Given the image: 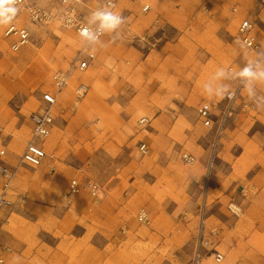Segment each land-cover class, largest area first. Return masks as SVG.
I'll use <instances>...</instances> for the list:
<instances>
[{
  "label": "rangeland",
  "instance_id": "obj_1",
  "mask_svg": "<svg viewBox=\"0 0 264 264\" xmlns=\"http://www.w3.org/2000/svg\"><path fill=\"white\" fill-rule=\"evenodd\" d=\"M37 1L45 7L52 4V0ZM253 2L169 0L162 2L165 12L145 22L143 17L149 13L142 12L141 0H123L116 11L126 22L118 35L111 34L102 40L105 51L102 57L99 54L97 69L88 72L95 75L94 80L91 83L86 79L80 81L90 87L88 92L78 98L76 90L80 83L74 81L68 90L65 89L71 99L66 103L60 100L59 107L55 108L59 130L48 142L50 149L60 146L59 153L64 154L62 160L66 165L55 178V184L63 183L64 186L51 193L56 198L51 205L60 212H118V218L130 230L123 237L130 240L123 242L119 249V245L108 247L111 253L118 249L117 256L109 258L110 262L191 263L192 250L189 249L193 245L189 242V234L198 225L206 182L203 169L206 156L202 157V152L209 146L208 130L197 111L203 104L224 108L234 99L224 145L215 163L214 176L225 180V184L220 181L215 191H209L208 216L212 215L209 225L219 231L220 248L226 256L222 264H264V196L257 195L258 191L245 178V171L253 162L264 165V109H257L247 93H241L238 86L230 82L229 71L223 83L231 86L236 97L227 94L222 98L208 97L203 91V85L218 68H233L235 74L244 66L240 59L245 54H239L230 45V35L235 33L240 22L234 8ZM207 9L213 15L207 14ZM90 13L88 11V15ZM58 23L50 28L34 26L32 43L19 52H13L11 39L4 37L8 23L0 25V94L3 96L0 100L5 107L0 120L13 121L1 134L0 149H5L2 144L9 145L10 134L14 133L15 140L4 158H11L13 165L19 162L24 149L20 140L29 136L26 123L29 111L41 107L43 93L55 90L54 76L70 68L79 50L67 43L66 38L74 37L73 33ZM200 32L207 33L225 48L227 59L209 56L197 43ZM10 55L13 62L8 60ZM257 91L264 95V83L258 84ZM197 97L204 99L196 100ZM186 103L195 115L191 120L195 122L193 125L185 120V116L189 119ZM247 104L256 109L245 113ZM143 119L147 122L142 123ZM22 126V131H17ZM141 141L151 148L148 155L140 151ZM242 150L246 151L243 158L233 163L234 155L239 156ZM258 153L259 159L254 160L253 156ZM186 154L194 155L197 163L186 165L183 162ZM90 159L93 166L85 174H78L77 168ZM60 165L57 163L58 167ZM232 170L234 176L230 175ZM65 172L68 178L61 182ZM74 178L86 185L79 201L68 210L63 207L65 201L59 200ZM93 179L101 186L97 197L91 195L87 186ZM235 182L238 186L234 194L225 198L223 185L231 188ZM243 188L246 191L243 192ZM220 197L224 198L223 202L217 201ZM11 199L14 201L17 197ZM27 199L24 205L17 202L8 210L15 215L36 201L33 195ZM37 201L45 199L39 196ZM250 201L253 203L251 209L245 212ZM233 204L241 208L239 216L232 212ZM143 207L151 212V227L137 221V213ZM153 229L166 236L164 248H158L157 243L135 241L136 237L144 239L151 235ZM177 230L185 231L184 235L169 239L168 234Z\"/></svg>",
  "mask_w": 264,
  "mask_h": 264
},
{
  "label": "crops",
  "instance_id": "obj_2",
  "mask_svg": "<svg viewBox=\"0 0 264 264\" xmlns=\"http://www.w3.org/2000/svg\"><path fill=\"white\" fill-rule=\"evenodd\" d=\"M167 1H164V2H167ZM140 4L142 6V12H143L144 6L150 7V10H149L150 12H147V13L150 14L152 12V7L146 2V0H141ZM253 4L254 2L248 6L245 4L243 6L242 5L237 6V8H239L240 11L238 13H235L237 16L236 18L242 21L244 17L249 15L248 12H250V9ZM143 19L146 22V21L151 20L152 17L150 15H146L143 17ZM238 26L236 28L235 33L238 30ZM29 29L31 32L36 31L34 29V26L32 25H29ZM68 32L73 33V35L77 38V40L83 43L82 40L76 35V33L72 31H68ZM202 33H205V32H202ZM235 33L230 35V40H231L230 45L233 46L239 52L237 47L232 43V36ZM205 34L207 35V33ZM210 40L218 48H220L223 51L224 55L222 57L211 55L206 50H204L200 45L199 46L209 56H212L219 60L224 59L225 57L227 59V53L225 52V48L218 45L212 38H210ZM10 44H11V41H10ZM96 55H97L96 60L92 63L91 68L87 70L86 72H81L79 70L72 71L71 79H70L71 82L74 81V82L81 83L80 81L87 79L88 72L91 69H97L98 67L97 62L99 59V54L96 53ZM75 57L73 58L69 69H71V66L74 62ZM244 57L245 56H242L243 59ZM247 57H250V56H247ZM243 63L245 64L246 62H241L240 64H243ZM2 97H3L2 94H0V99ZM198 99H204V98L197 97L196 100ZM60 100L61 98L58 96L57 107H59ZM39 103H41V107L38 106L37 109L33 111L30 110L29 116L26 119L29 136L26 139L20 140L21 144L24 145L23 152L27 144L30 142V139L32 137V131L34 128L30 120V115L46 107L42 100ZM2 104L3 103H1V100H0V117H2L1 111L5 109V107ZM213 106L215 108V112L213 116V121H214L213 126L207 127L203 123V125L208 130L206 134V138L209 143L208 149L202 152L203 153L202 157L206 156L205 165L203 168L205 169V175L207 172L206 168L208 167V164H209V157H210V150H211L210 148L217 138L220 116L222 115V113H224L226 109V106L224 108H218L217 104H214ZM184 107L187 108L188 117H189L188 119L185 116V120L190 125H193V123L195 122L191 120L195 117V115L192 112V109L188 107L187 103L185 104ZM55 111L56 110L54 109V113H56ZM197 114L199 116L198 111H197ZM200 120L202 121L201 118ZM0 121L2 122V127L0 126V138H1V134L5 132L6 128L10 126L13 123V121H8L7 118L5 119L1 118ZM56 122L57 120H55L51 138L44 144V148L46 149L49 157L44 162L43 166L39 168H34L30 165L24 164L20 167L19 162L13 165V161H11V158L4 159L6 155L4 157H0V160L2 161V163L0 164V167L3 166V167H7L11 171H16V172L18 171L15 177V180L13 182V186H12L13 192L11 195H9L10 198L14 196L18 197L22 195H23L22 197L25 199H27L29 195H33L34 198H36V201L33 204L29 205L27 208H25V210L21 212L15 213V215L11 211H9L7 207L0 210V264H14V261H13L14 257H19L18 261H15V264H123V263L113 262V260L111 262L109 261V258L113 259L114 256L115 257L117 256L116 253L119 247L121 246V244L125 241L130 240L127 236L123 237L124 233L122 232V229L124 227L127 229V227L124 226L122 223V220L118 218V214H119L118 212H114V214L103 213V212H95V213L60 212V211H57L56 208H53V206L51 205L56 200V198L53 197L54 195H51V193H55L57 189L59 188L61 189L64 186L63 183H59L58 185L55 184L56 183L55 178L57 177V174L59 170L61 169V167L63 165H66V163L64 164L65 161L62 160V156L64 154L59 153L61 150L60 149L61 147L59 146L56 150H52V148L50 149L48 146V142L54 139L55 133L57 132V130H59L58 127L56 126ZM23 127L24 126H22L21 128H18L17 131H22ZM226 131H227V128H226ZM10 137L12 138L9 142V145L4 146L2 144L1 147L5 149H0V150H7L8 148H10L11 144L15 140L14 133H11ZM224 139L225 138L223 137L220 143L219 158H220V153H221V147H223L224 145L223 143ZM143 142L144 141H141V143ZM148 148H149V153H150L151 148L149 146ZM245 153L246 151L242 150L239 156L234 155L233 163L243 158ZM258 155L259 153L257 154V156L256 155L253 156V159L254 160L259 159ZM21 156H20V159H21ZM246 156L248 157L249 155H246ZM50 158H52L53 164L57 170L54 179H48L46 176V172H47L46 165L50 161ZM57 163L61 164L60 167L57 166ZM83 166H84L85 173H86L87 169L93 166V160L90 159L88 163H85ZM215 166L216 164L213 167L212 179H211V182L213 183V185L209 186L208 195H209L210 190L211 191L216 190L217 184L220 181H222V184H225V180L219 179L218 176H214ZM248 168L245 171V178L251 183V187L254 190L258 191L257 195L262 194V196H264V165L258 164L257 162H253L250 168L249 169ZM233 174L235 175L234 171L232 170L230 175H233ZM2 178L3 177L0 176V196L4 193V185H5V179L4 178L2 179ZM66 178H68L67 172H65L62 175L61 182L65 180ZM74 179H71V181ZM78 180L85 187L86 185L85 182H83L81 179H78ZM48 181H50V183ZM91 182H96L97 184H99L96 179L91 180ZM262 184H263V187H261ZM237 186H238L237 182H235L234 186H231V188L230 187L226 188L225 185H223L222 189L223 191H225L224 197L230 198V196L234 194ZM219 191L223 192L221 191V189ZM100 192H101V186H100L99 193ZM226 192H228V195H225ZM67 193H68V190L64 194V196ZM39 196H42V198L45 199V201H42V202L37 201ZM64 196L61 197L62 199L60 198L59 200L60 202L65 201ZM80 196L81 194L78 196H72L70 199L71 201L70 205L65 207V209L71 210L73 205L79 201ZM208 200H209V196H208ZM217 201L223 202L224 198H221V199L217 198ZM244 201L246 202L247 199H245ZM252 204L253 203L251 201L247 204L248 207L245 208V212H248L251 209ZM39 206L44 207V208H40ZM64 206L65 205H63V207ZM47 209H52V210H47ZM208 217H209L208 224H210L209 220L211 219L212 215ZM149 226L151 227L152 223ZM128 231L130 230L127 229L126 233ZM212 240H213L214 245H216L219 248V250L223 252V250L220 248L219 236L213 237ZM135 241L136 242L143 241L146 244L157 243V247L160 249L166 246V236H164L158 230H154V229L151 235L146 236L144 239L140 237H136ZM111 245H115V246L119 245V246H118V249L116 248L117 250L115 249V252L111 253L109 252V248H108ZM193 249H194L193 246L189 249V251L192 250L191 254L193 253ZM190 260H191V257H190Z\"/></svg>",
  "mask_w": 264,
  "mask_h": 264
},
{
  "label": "built area",
  "instance_id": "obj_3",
  "mask_svg": "<svg viewBox=\"0 0 264 264\" xmlns=\"http://www.w3.org/2000/svg\"><path fill=\"white\" fill-rule=\"evenodd\" d=\"M122 0H114L116 3V9ZM161 2L167 0H158ZM248 16L244 17L240 21L237 32L232 36V43L237 47L240 53L252 55L256 58L258 52H264V0H253ZM56 3V5H55ZM106 0H52L51 7H45L39 4L37 0H16V7L19 11L15 14L14 18L7 25L4 31V37L11 39L10 49L13 52H19L23 48L29 46L32 43V32L29 29V25L36 27L50 28L56 22H59L61 27L76 33L79 35V30L86 23V18L89 16L88 11L93 12L98 8L105 6ZM150 10L149 6H144L143 12L146 13ZM87 11V12H86ZM234 12L238 13L239 8L235 7ZM206 13L213 15L210 9L206 10ZM93 29L98 27V24L90 25ZM108 35L101 36L102 41ZM197 41L199 45L211 55L222 57L223 51L218 48L205 33L197 34ZM84 48L78 50L71 69L67 71H59L54 76V91H47L42 95V101L45 104V108L34 112L30 115V120L34 126L32 131V137L27 144L21 159L19 161L20 167L24 164L30 165L34 168L43 166L44 162L48 159V154L44 148V144L51 138L53 126L55 124L54 109L58 105V96L70 85L71 73L73 70H79L86 72L91 68L92 63L96 60V53L93 51L95 44H90L87 41H82ZM243 46V47H241ZM228 79L231 83L240 88V81L235 79L233 68H230ZM232 74V76H230ZM89 90V86L84 83H80L76 90L78 98H82ZM235 100L227 104L224 113L220 116L219 128L216 141L211 146L209 164L206 168V182L203 193V203L198 215V225L195 230L189 234L190 243L193 244V253L191 256V264H202L205 259L212 258L215 263H222L225 260V254L214 245L212 238L218 237L219 231L216 228H212L208 224V190L209 184L212 179V171L216 160L219 158V147L221 140L224 137L229 118L233 114ZM256 108L251 105H245V113L253 112ZM199 116L203 123L207 127L213 126V116L215 108L212 104H203L199 110ZM147 119H143L142 123H146ZM142 154L147 155L149 148L146 143H141L139 147ZM6 155V150H0V157ZM183 162L188 166H193L197 163V159L186 154L183 156ZM46 176L48 179H54L56 175V167L53 164L52 158L46 165ZM77 173L83 175L85 173L84 166L77 168ZM0 174L5 179L4 193L0 196V210L3 208H10L17 204L24 205L27 199L18 196L16 200H12L9 195L12 194V186L15 180L16 171H11L7 167H0ZM84 185L78 180L74 179L69 183L68 193L64 196L65 207L69 206L72 196H78L82 194ZM90 193L93 197H97L100 191V186L96 182H91L88 185ZM246 191L243 188V192ZM234 214L239 216L238 211L231 207ZM241 211V208H239ZM137 220L143 226H149L152 223V216L149 210L145 207L141 208L137 213ZM126 228L122 229L123 233H126ZM185 231L177 230L168 234L169 239H176L183 236ZM213 256V257H212Z\"/></svg>",
  "mask_w": 264,
  "mask_h": 264
},
{
  "label": "clouds",
  "instance_id": "obj_4",
  "mask_svg": "<svg viewBox=\"0 0 264 264\" xmlns=\"http://www.w3.org/2000/svg\"><path fill=\"white\" fill-rule=\"evenodd\" d=\"M16 0H0V25L12 21L19 9L15 6ZM114 0H106L105 6L91 12L86 18V23L79 30L82 41L90 44L101 43V36L117 34L121 26L126 22V18L117 11ZM98 24L93 29L90 25ZM243 47V46H241ZM246 63L242 68L235 72V79L240 81L239 91L247 93L248 98L253 102L257 109H264V95L258 94L257 86L264 83V52H258L256 58H248L245 53ZM225 69L220 67L214 73V76L203 85V91L208 97H223L226 94L234 96L235 92L231 90L230 85L223 83L227 78ZM234 207V206H233ZM19 257H14L13 261H18Z\"/></svg>",
  "mask_w": 264,
  "mask_h": 264
},
{
  "label": "bare ground",
  "instance_id": "obj_5",
  "mask_svg": "<svg viewBox=\"0 0 264 264\" xmlns=\"http://www.w3.org/2000/svg\"><path fill=\"white\" fill-rule=\"evenodd\" d=\"M146 2L152 7V12L149 14L151 17H154V16H156V15H158V14H161V13H163V12H165L166 11V6L165 5H163L162 4V2H160V1H158V0H146ZM59 24V23H58ZM59 26H60V24H59ZM59 26L57 25L56 26V28H59ZM66 40L68 41L67 43L73 48V49H77V48H79V49H81V48H84V45H83V43H81L80 41H78L77 40V38L74 36H69V37H67L66 38ZM103 42L104 41H101V43H97V44H95L94 46H93V51L95 52V53H97V54H103V52L105 51V45L103 44ZM69 48V49H71L72 50V48ZM69 52H70V50H69ZM9 58H8V60L10 61V62H13L14 61V58L10 55V56H8ZM241 62H245L244 61V59L242 58V59H240V63ZM94 78H95V75H93L92 73H89L88 74V76H87V79H86V81L89 83H91L93 80H94ZM71 82V81H70ZM68 90V89H67ZM67 90H64L62 93H60L59 94V97L61 98V101L62 102H64V103H66V102H68L70 99H71V97H70V95H69V92L67 91ZM232 98H234V97H236V93H235V95L234 96H231ZM234 206V207H233ZM233 209H235L236 211H238V213H240L239 212V208L237 207V206H235L234 204L231 206ZM213 257V256H212ZM212 259V258H211ZM210 258H208V259H205L203 262H202V264H213L212 262L214 261L213 259V261L211 260ZM215 262V261H214ZM216 264H218V263H216ZM220 264H222V263H220Z\"/></svg>",
  "mask_w": 264,
  "mask_h": 264
}]
</instances>
